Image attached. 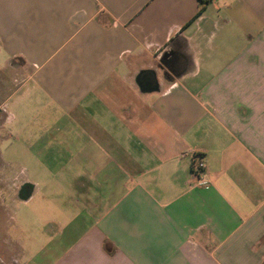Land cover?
<instances>
[{
    "label": "crops",
    "instance_id": "obj_1",
    "mask_svg": "<svg viewBox=\"0 0 264 264\" xmlns=\"http://www.w3.org/2000/svg\"><path fill=\"white\" fill-rule=\"evenodd\" d=\"M199 7L0 0L8 177L57 196V264H264V0Z\"/></svg>",
    "mask_w": 264,
    "mask_h": 264
},
{
    "label": "rangeland",
    "instance_id": "obj_2",
    "mask_svg": "<svg viewBox=\"0 0 264 264\" xmlns=\"http://www.w3.org/2000/svg\"><path fill=\"white\" fill-rule=\"evenodd\" d=\"M5 65L6 59L0 55V68ZM0 75V79L5 76ZM5 81L7 84L9 80L5 77ZM5 95L6 86L0 84V101ZM9 128L5 123L3 130L0 129V170L4 172V177L0 178V264H57L63 259V251L71 248V241H62L57 222L47 221V217L40 212V203L45 201V212L54 214L49 211L55 212L57 196L51 191L26 204L17 200L13 182L8 177L14 175L17 168L7 165L6 151L18 145L13 143L16 133L9 132ZM16 173V176L22 177L19 169ZM67 199L70 203L73 198L69 196Z\"/></svg>",
    "mask_w": 264,
    "mask_h": 264
},
{
    "label": "built area",
    "instance_id": "obj_3",
    "mask_svg": "<svg viewBox=\"0 0 264 264\" xmlns=\"http://www.w3.org/2000/svg\"><path fill=\"white\" fill-rule=\"evenodd\" d=\"M205 169H206V166L202 160L195 162L193 166V172H194L195 178H199V176L205 172Z\"/></svg>",
    "mask_w": 264,
    "mask_h": 264
},
{
    "label": "trees",
    "instance_id": "obj_4",
    "mask_svg": "<svg viewBox=\"0 0 264 264\" xmlns=\"http://www.w3.org/2000/svg\"><path fill=\"white\" fill-rule=\"evenodd\" d=\"M210 0H199V4H200V7H199V12H201L205 6L209 3Z\"/></svg>",
    "mask_w": 264,
    "mask_h": 264
},
{
    "label": "flooded vegetation",
    "instance_id": "obj_5",
    "mask_svg": "<svg viewBox=\"0 0 264 264\" xmlns=\"http://www.w3.org/2000/svg\"><path fill=\"white\" fill-rule=\"evenodd\" d=\"M24 191H27L26 188L21 189V194L24 193Z\"/></svg>",
    "mask_w": 264,
    "mask_h": 264
},
{
    "label": "water",
    "instance_id": "obj_6",
    "mask_svg": "<svg viewBox=\"0 0 264 264\" xmlns=\"http://www.w3.org/2000/svg\"><path fill=\"white\" fill-rule=\"evenodd\" d=\"M25 199V198H24Z\"/></svg>",
    "mask_w": 264,
    "mask_h": 264
}]
</instances>
